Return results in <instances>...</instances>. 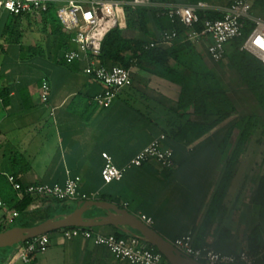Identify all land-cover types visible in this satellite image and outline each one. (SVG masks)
<instances>
[{"label": "crops", "instance_id": "obj_1", "mask_svg": "<svg viewBox=\"0 0 264 264\" xmlns=\"http://www.w3.org/2000/svg\"><path fill=\"white\" fill-rule=\"evenodd\" d=\"M232 1L167 0L153 5L204 2L213 10L202 14L223 17L222 10ZM252 11L264 19V10L254 11L253 4ZM42 15L13 16L15 29L1 30L0 55L4 54L5 60L0 67V178L10 187L9 176L23 186H64L69 179L80 178L82 193L99 192L98 200L118 205L138 218H152L151 227L172 244L192 233L195 247H209L227 255L263 248L264 212L254 204V196L264 176V113L251 92L244 90L232 96L228 92L240 116H256L261 122L223 196L215 203L239 131H234L225 150L221 149L225 127L195 139L192 131L185 130L186 123L203 120L194 116L179 119L181 88L152 74L147 67L131 68L132 86L124 88L109 108L99 106L95 97L103 91L102 84L84 73V63L64 60L67 51L63 52L50 22ZM181 29L184 33L176 42L188 41L189 30ZM152 32L161 42L162 35L170 31L153 23ZM123 35L133 39L136 33L126 28ZM160 42L164 47L176 43ZM188 42L204 67L216 70L229 91L227 79L235 70L226 65L210 66L205 41ZM70 47H75L72 41ZM170 64L177 68L176 62ZM44 82L50 86L47 102L41 98ZM161 136H165L162 146L174 153L173 169L151 160L129 168L122 181L104 184V153L123 169ZM52 202L38 199L29 210L45 209ZM0 204V227L7 229L16 211L1 195ZM91 230L104 236L123 234L113 227ZM52 235H48L47 250L32 256L28 263L15 254L7 264H130L83 236L67 239L63 231ZM259 264H264V254Z\"/></svg>", "mask_w": 264, "mask_h": 264}, {"label": "built area", "instance_id": "obj_2", "mask_svg": "<svg viewBox=\"0 0 264 264\" xmlns=\"http://www.w3.org/2000/svg\"><path fill=\"white\" fill-rule=\"evenodd\" d=\"M254 0H233L223 11L221 19L201 20L200 15L213 10L210 5L198 2L194 5L157 7L161 15H167L172 23L179 22L189 30L188 41H205L207 52L214 63L225 59L226 46L233 40L244 35L245 22L254 23V29L245 40L242 51L248 52L258 59L264 66V19L252 14ZM55 5L57 17L66 32L73 35L74 48L64 54L66 62H81L85 64L84 73L101 83L103 91L95 97L96 103L109 108L120 92L132 86L130 69L122 66H103L99 62L102 44L106 36L116 28H127L126 8L133 10L138 7H155L151 0H0V12L5 11L14 17L40 16L48 12ZM202 25L201 31L196 26ZM179 38L176 30L165 32L161 44H171ZM158 44H151L154 48ZM50 86L47 82L42 85V101L49 100ZM165 136L154 140L141 151L126 168H118L112 157L104 153L105 161L102 170V179L105 185L122 181L127 170L131 167H140L151 160L157 161L162 167L173 169L174 153L162 146ZM8 181L20 200L30 196L58 200V201H89L98 200L99 192L87 195L81 192V179L71 178L64 186L55 185H30L23 186L14 176H9ZM1 205V204H0ZM17 216V214H15ZM139 219L147 226L154 225V220L147 216ZM67 239L83 236L92 240L95 245L103 246L112 252L117 260H127L130 264H169L164 256L154 247L145 243L140 238H120L116 235L104 236L82 228L63 230ZM49 245L48 235H43L23 244L16 256L28 263L32 256L43 253ZM173 245L185 256L205 264H259L264 254H252L242 251L237 255H227L209 247H195L194 236L187 234L174 241Z\"/></svg>", "mask_w": 264, "mask_h": 264}, {"label": "trees", "instance_id": "obj_3", "mask_svg": "<svg viewBox=\"0 0 264 264\" xmlns=\"http://www.w3.org/2000/svg\"><path fill=\"white\" fill-rule=\"evenodd\" d=\"M159 1L151 0L152 4ZM264 10V0H255L254 11ZM162 11L156 7H138L133 10L126 8L127 29L135 31L136 36L133 39L124 37L123 30L116 28L111 31L103 41L102 51L99 62L103 66H122L126 69L134 67L143 68L154 75L164 78L181 88L178 100V118L184 119L186 116L197 117L203 122L194 123L187 121L185 130L192 131L195 139L211 133L213 130L225 127L227 133L221 142V149L225 150L233 136L234 131H239V139L227 162L226 169L215 195L216 203L224 194L228 183L235 174V171L244 157L250 140L259 128L261 118L242 117L239 115L228 92L223 86V82L216 71L207 69L203 66L200 58L195 57L191 42H176L173 46H160V40H157L156 34L152 32L153 23H158L161 29L176 30L179 37L184 33L183 25L179 22L169 24L168 17L161 16ZM252 14H257L252 11ZM44 21L51 24L53 34L58 38L63 52L71 49L70 43L73 35L66 32L60 20L57 17L55 5H52L48 12L43 15ZM201 20L221 19V16L213 14H201ZM16 18V17H15ZM170 22V21H169ZM169 24V27H168ZM203 26H196L197 31H201ZM254 29V23L247 20L245 22L244 35L242 38L235 39L229 43L228 52L225 59L219 64L226 65L229 69L235 70L241 83L247 87L255 97L264 113V66L253 55L242 51L245 40ZM179 39V38H178ZM151 44H158L150 48ZM170 61L177 63V68L170 64ZM65 63V62H64ZM264 129V125L262 126ZM0 195L11 210L16 211V218L12 225L4 231L13 227H32L49 218L53 204L45 209L29 210V207L38 199L37 196L26 197L19 200L17 193L11 185L5 183L4 178H0ZM56 201L64 207V213L72 212L75 206H68L69 201ZM254 204L264 212V176L259 180L257 190L254 196ZM92 231L90 229H87ZM1 232V231H0ZM120 238H128L127 235H116ZM3 254L0 255V264H7L17 253L15 249H0ZM264 251V247L258 248L252 254H259Z\"/></svg>", "mask_w": 264, "mask_h": 264}, {"label": "water", "instance_id": "obj_4", "mask_svg": "<svg viewBox=\"0 0 264 264\" xmlns=\"http://www.w3.org/2000/svg\"><path fill=\"white\" fill-rule=\"evenodd\" d=\"M113 227L121 233L140 238L156 248L169 264H205L185 256L152 227L118 205L102 200L79 201L70 213L49 218L32 227H13L0 232V249L18 251L26 242L43 235L72 228Z\"/></svg>", "mask_w": 264, "mask_h": 264}, {"label": "rangeland", "instance_id": "obj_5", "mask_svg": "<svg viewBox=\"0 0 264 264\" xmlns=\"http://www.w3.org/2000/svg\"><path fill=\"white\" fill-rule=\"evenodd\" d=\"M7 14V13H6ZM5 13H1L0 14V37H1V30L2 32L6 31V27H8L9 29H15V20H14V17L7 14L6 15ZM19 28V25L17 27V29ZM4 34V33H3ZM228 48L229 46H226V51L228 52ZM196 57V56H195ZM5 60V57H4V54L3 55H0V67H2L3 65V61ZM208 64L210 63V66H215V67H220V68H223L225 67L224 64H215L211 61V59L208 58ZM69 65V64H68ZM64 66H67V64H64ZM204 66V65H203ZM228 68V67H227ZM216 71V70H214ZM228 80V83H227V88L229 91V95L232 96V93L233 95L234 94H237L239 92H243L244 90H248L246 86H244L241 81H240V78L238 76V74L235 72V71H230L229 73V78L227 79ZM226 78H225V82L227 81ZM245 88V89H244ZM249 91V90H248ZM18 198V197H17ZM19 199V198H18ZM20 200V199H19ZM53 204V210H51V213L50 215H52L51 218L55 217V216H58V215H61V214H64V207H62V205L56 201L52 202ZM76 203L75 202H69L68 203V206H75ZM12 225V224H11ZM10 227V225H9ZM97 229V228H96ZM95 230V229H94ZM1 232L4 231V229H0ZM54 233H51L49 235H52ZM53 236V235H52ZM3 254V252L0 251V255ZM20 264H24L23 262H20Z\"/></svg>", "mask_w": 264, "mask_h": 264}]
</instances>
